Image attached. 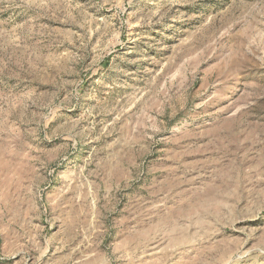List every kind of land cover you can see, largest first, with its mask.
I'll list each match as a JSON object with an SVG mask.
<instances>
[{"label": "rangeland", "instance_id": "obj_1", "mask_svg": "<svg viewBox=\"0 0 264 264\" xmlns=\"http://www.w3.org/2000/svg\"><path fill=\"white\" fill-rule=\"evenodd\" d=\"M0 264H264V0H0Z\"/></svg>", "mask_w": 264, "mask_h": 264}]
</instances>
